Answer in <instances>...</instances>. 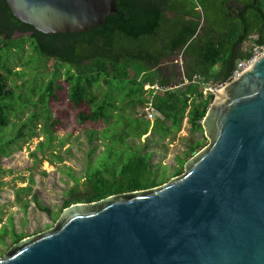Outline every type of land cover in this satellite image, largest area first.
<instances>
[{
    "label": "water",
    "instance_id": "water-1",
    "mask_svg": "<svg viewBox=\"0 0 264 264\" xmlns=\"http://www.w3.org/2000/svg\"><path fill=\"white\" fill-rule=\"evenodd\" d=\"M5 1L14 19L51 36L89 32L117 13L115 0ZM211 90L208 145L182 176L73 204L0 264H264V56Z\"/></svg>",
    "mask_w": 264,
    "mask_h": 264
},
{
    "label": "trees",
    "instance_id": "trees-1",
    "mask_svg": "<svg viewBox=\"0 0 264 264\" xmlns=\"http://www.w3.org/2000/svg\"><path fill=\"white\" fill-rule=\"evenodd\" d=\"M231 1L241 8L233 10ZM117 13L109 16L104 25L86 33L45 35L12 16L5 0H0V49H22L30 41L35 54L55 67L53 78L40 89V103L60 102L57 92L66 91L57 82L59 71L66 68L65 83L70 108L79 111L80 125L90 124L96 129L114 107L107 97L99 100L94 90L104 84L116 91H126L133 108H148L160 117L153 131L163 139L180 132L186 122L191 134L203 133L202 122L213 102V96L204 97L206 85L226 83L238 62L249 58L241 52L243 45H264V0H115ZM15 30L30 34L12 40ZM8 32V33H7ZM181 58L182 72L172 65L166 74L161 67L165 62ZM4 71V72H3ZM8 75L13 74L0 62V157H9L18 147L17 140L25 137L27 124L20 126L17 137L1 142L2 133L9 125V101L13 93L8 90ZM200 78L201 83L194 79ZM183 79L188 82L184 85ZM181 86V87H180ZM146 87L151 88L144 91ZM171 88H176L172 89ZM63 117L52 121L44 132L52 138ZM135 119V131L139 121ZM32 119H35L32 118ZM32 121V120H31ZM142 135L149 130V123ZM28 129V137L36 136ZM95 133V132H93ZM195 142L183 159L181 169L194 156L207 147ZM102 170L86 175L82 190L75 187L66 193L63 209L77 203L93 204L110 197L148 191L163 185L165 175L150 167L148 156L132 153L119 170ZM183 175L178 171L175 178ZM30 188L15 192V199L25 210ZM36 202V199H34ZM38 208L50 213L47 208ZM62 209V210H63ZM7 230L0 231V238ZM24 237L14 234L13 243Z\"/></svg>",
    "mask_w": 264,
    "mask_h": 264
},
{
    "label": "rangeland",
    "instance_id": "rangeland-1",
    "mask_svg": "<svg viewBox=\"0 0 264 264\" xmlns=\"http://www.w3.org/2000/svg\"><path fill=\"white\" fill-rule=\"evenodd\" d=\"M25 37L27 35L17 34L12 40ZM175 61L162 64V72L166 74L174 65L181 73L182 60L179 57ZM0 62L13 73H5L8 90L13 96L7 114L9 125L3 130L1 142L16 138L23 124L33 126L32 130L36 132V136L28 137V127L25 137L17 140L15 151L9 157H0V231L7 230L0 238V257L14 244V234L25 238L52 227L62 212L67 191L76 183L82 190L87 174L102 170L103 166L107 167L106 170L118 171L132 153H138L148 156L150 167L159 175H165L164 186L175 178L178 171H183L179 160L183 159L188 148L195 142L206 140L203 133L191 134L186 122L179 133L161 138L153 131L155 121L160 119L158 115L152 114L148 108H133L130 105L132 100L125 98L126 91L118 92L104 84L94 92L99 100L107 97L114 109L108 110L107 119L96 129L90 124L80 125L77 121L79 111L68 105L65 67L60 69L56 79L66 90L57 92L60 102L43 105L39 101L40 89L53 78L55 67L35 54L30 41H26L20 50L5 52L0 49ZM149 90L151 88L146 87L144 91ZM208 96L204 92V97ZM144 115V123L139 121V130L135 131L137 123L133 121ZM59 117H63L61 127L50 138L44 129L48 130L52 121ZM146 122L150 127L143 136ZM27 187L31 194L22 196L28 201L24 210L16 202L15 192ZM37 204L49 209L50 213L41 211Z\"/></svg>",
    "mask_w": 264,
    "mask_h": 264
},
{
    "label": "built area",
    "instance_id": "built-area-1",
    "mask_svg": "<svg viewBox=\"0 0 264 264\" xmlns=\"http://www.w3.org/2000/svg\"><path fill=\"white\" fill-rule=\"evenodd\" d=\"M264 56V45H257L253 44L250 47L249 50V58L243 61H240L236 64L234 71L232 72L231 76L225 83V85L237 80L240 78L246 71L250 70L255 62L259 60L261 57ZM184 85H188V82L183 79ZM195 83H201L202 80L200 78L194 79ZM212 84L206 85L205 92L208 93V95L213 96V91L211 90Z\"/></svg>",
    "mask_w": 264,
    "mask_h": 264
},
{
    "label": "crops",
    "instance_id": "crops-1",
    "mask_svg": "<svg viewBox=\"0 0 264 264\" xmlns=\"http://www.w3.org/2000/svg\"><path fill=\"white\" fill-rule=\"evenodd\" d=\"M231 5L233 6L232 8H233V10L236 12V11H238L241 7L240 6H238L235 2H233V1H231ZM257 38L256 37H252L251 38V42H249V43H247V44H245V45H243V47H242V49H241V52H243V53H249V50H250V47H251V45H253L252 43L256 40Z\"/></svg>",
    "mask_w": 264,
    "mask_h": 264
},
{
    "label": "flooded vegetation",
    "instance_id": "flooded-vegetation-1",
    "mask_svg": "<svg viewBox=\"0 0 264 264\" xmlns=\"http://www.w3.org/2000/svg\"><path fill=\"white\" fill-rule=\"evenodd\" d=\"M5 2H6V1H5ZM6 5H7V4H6ZM7 7H8V6H7ZM8 9H9V8H8ZM9 11H10V10H9ZM7 33H8V32H7ZM17 34H22V35H24L23 33H20L19 30H15L11 36L14 37V36L17 35Z\"/></svg>",
    "mask_w": 264,
    "mask_h": 264
}]
</instances>
